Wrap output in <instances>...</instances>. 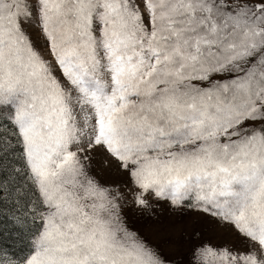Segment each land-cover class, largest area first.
I'll list each match as a JSON object with an SVG mask.
<instances>
[{
  "label": "rangeland",
  "instance_id": "rangeland-1",
  "mask_svg": "<svg viewBox=\"0 0 264 264\" xmlns=\"http://www.w3.org/2000/svg\"><path fill=\"white\" fill-rule=\"evenodd\" d=\"M0 109L26 264H264V0H0Z\"/></svg>",
  "mask_w": 264,
  "mask_h": 264
},
{
  "label": "trees",
  "instance_id": "trees-1",
  "mask_svg": "<svg viewBox=\"0 0 264 264\" xmlns=\"http://www.w3.org/2000/svg\"><path fill=\"white\" fill-rule=\"evenodd\" d=\"M235 12L249 16L252 10L246 7ZM43 206L29 175L21 135L9 110L0 109V264H26L44 226Z\"/></svg>",
  "mask_w": 264,
  "mask_h": 264
}]
</instances>
